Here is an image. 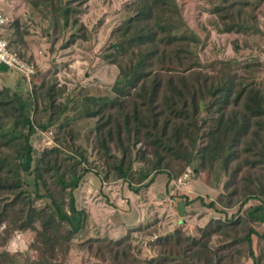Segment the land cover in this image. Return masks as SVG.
<instances>
[{"label":"trees","instance_id":"trees-1","mask_svg":"<svg viewBox=\"0 0 264 264\" xmlns=\"http://www.w3.org/2000/svg\"><path fill=\"white\" fill-rule=\"evenodd\" d=\"M34 1L40 12L48 10L54 28H77L64 47L88 40L79 16L90 0ZM260 5L264 0H215L211 13L221 32L247 34L258 29ZM126 8L130 16L115 31L117 42L103 53L117 69L108 94L79 87L77 99L60 101L63 89L46 80L30 91L0 89V245L16 232H33L26 254H35L18 263L3 250L0 264H66L73 239L88 224L75 197L88 172L138 193L159 174L168 187L192 165L194 172L218 171L223 183L215 200L197 196L184 205L200 201L223 217L194 235L180 226L156 237V255L148 260L136 255L132 231L117 240L88 239L87 249L110 264H238L242 258L264 264V230H257L264 227V63L237 56L202 62L199 38L177 0H133ZM89 121L92 160L71 144L74 135L65 137L69 129L79 136L76 125ZM37 133L49 135L51 144L35 155ZM250 201L257 203L245 208Z\"/></svg>","mask_w":264,"mask_h":264},{"label":"rangeland","instance_id":"rangeland-1","mask_svg":"<svg viewBox=\"0 0 264 264\" xmlns=\"http://www.w3.org/2000/svg\"><path fill=\"white\" fill-rule=\"evenodd\" d=\"M133 0H90L84 7L79 21L86 27L87 41H76L64 47L69 36L77 33V28L69 25L67 29L54 28L48 10L41 12L34 7V0H0V8L7 18L2 37L14 53L34 65L36 74L32 83L26 84L13 70L0 72V89L8 87L30 91L33 82L46 80L57 83L63 89L60 101L69 96L79 97V87L93 94H108L117 75V69L105 62L103 53L110 51L115 39V31L130 16L126 6ZM181 5L186 23L199 38L198 54L202 62L225 60L239 57L241 60L258 59L264 63V6L257 12L256 32L247 34L223 33L216 16L211 13L215 0H177ZM80 135L69 129L65 133L71 144L85 149V156L92 160L91 143L87 139L93 121L79 122ZM49 135L37 133L32 137V145L37 155L50 143ZM51 136V135H50ZM76 141V144H75ZM89 155V156H88ZM194 165L183 170L182 175L166 187L167 179L163 174L156 175L149 186H141L138 193L128 188L122 181H108L105 184L93 172H88L75 190L78 208L85 207L89 213L88 224L82 233L71 243L66 264H110L97 258L85 246L91 238L117 240L132 231V244L139 259L148 260L156 255L157 248L151 242L154 237L162 236L176 227L183 226L186 234H197L211 218H221L219 213L194 201L188 206L184 201L197 196L208 203L215 200L221 191L223 178L218 171L194 172ZM250 201L245 208L255 205ZM237 207L227 211L228 216ZM150 226L147 231H134L136 228ZM2 228H0L1 231ZM262 232L263 226H257ZM33 232H16L0 252L5 250L16 257L18 263L34 258L29 249ZM238 264H252L242 258Z\"/></svg>","mask_w":264,"mask_h":264},{"label":"built area","instance_id":"built-area-1","mask_svg":"<svg viewBox=\"0 0 264 264\" xmlns=\"http://www.w3.org/2000/svg\"><path fill=\"white\" fill-rule=\"evenodd\" d=\"M7 23V18L0 8V65L6 66L9 70L16 72L26 84L31 83L33 75L36 73L34 65L31 62L19 57L8 47V43L2 37V31ZM48 143V145H50ZM156 238V237H154Z\"/></svg>","mask_w":264,"mask_h":264},{"label":"crops","instance_id":"crops-1","mask_svg":"<svg viewBox=\"0 0 264 264\" xmlns=\"http://www.w3.org/2000/svg\"><path fill=\"white\" fill-rule=\"evenodd\" d=\"M2 9V8H1ZM86 211H87V209L85 208V207H83Z\"/></svg>","mask_w":264,"mask_h":264}]
</instances>
